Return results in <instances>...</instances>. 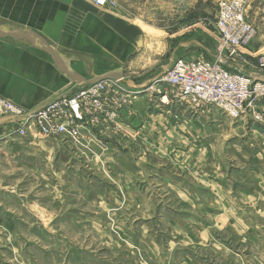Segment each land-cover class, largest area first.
I'll return each instance as SVG.
<instances>
[{"label": "rangeland", "instance_id": "rangeland-1", "mask_svg": "<svg viewBox=\"0 0 264 264\" xmlns=\"http://www.w3.org/2000/svg\"><path fill=\"white\" fill-rule=\"evenodd\" d=\"M82 1L134 30L132 68L114 117L77 137L0 138V264H264V0H244L255 33L236 53L218 50L221 0ZM177 58L263 86L237 116L173 101L151 81Z\"/></svg>", "mask_w": 264, "mask_h": 264}, {"label": "crops", "instance_id": "crops-1", "mask_svg": "<svg viewBox=\"0 0 264 264\" xmlns=\"http://www.w3.org/2000/svg\"><path fill=\"white\" fill-rule=\"evenodd\" d=\"M89 6L82 0H0V28L34 31L57 50L61 65L75 71L81 79H93L118 69L123 77H128L132 68L129 58L135 49L127 36L131 29L121 24L117 16L101 14L98 19L92 13L86 14ZM76 18L82 19L81 28L70 35L67 23ZM3 34L0 35L2 96L25 109H33L82 84L72 81L62 66L40 48V41ZM151 76L147 75V79ZM15 120L0 117V138H7V134L18 129Z\"/></svg>", "mask_w": 264, "mask_h": 264}, {"label": "built area", "instance_id": "built-area-1", "mask_svg": "<svg viewBox=\"0 0 264 264\" xmlns=\"http://www.w3.org/2000/svg\"><path fill=\"white\" fill-rule=\"evenodd\" d=\"M92 2L97 5L109 4V0ZM244 3V0L219 1L213 23L218 36V50L227 49L236 53L252 40L255 30L244 16ZM259 62L264 66V56ZM221 63V58L213 62L177 58L153 77L152 88L157 94L168 88L173 101L189 103L193 107L209 106L237 116L245 99L261 84L251 85L250 77L232 72ZM121 82L120 79L111 78L81 84L33 109H25L0 94V117L16 119V131L21 135L34 132L42 137L59 134L77 137V130L87 123L88 115H92L96 121L101 117H114L115 103L124 91ZM130 92L133 95L126 94V97L132 100L134 94L141 90ZM108 101L112 103L111 111L107 109Z\"/></svg>", "mask_w": 264, "mask_h": 264}, {"label": "water", "instance_id": "water-1", "mask_svg": "<svg viewBox=\"0 0 264 264\" xmlns=\"http://www.w3.org/2000/svg\"><path fill=\"white\" fill-rule=\"evenodd\" d=\"M1 33H4L3 35L15 39H28L29 41L30 39H35L37 41H40V46H41L40 48L46 51V53H48L49 55H51L52 59L55 61L56 64L61 65V57L60 54L57 52V50L54 49L49 43H47L43 38L38 36L34 31L30 29H17V28L3 30L0 28V35ZM62 70L72 79V81H74L77 84L93 83L101 79H111V78L120 79L122 82L124 81L126 82V80L123 77L122 71L119 69L116 71H108L102 75L94 77L93 79H83V78L81 79V77L75 71L68 68L66 65L62 66Z\"/></svg>", "mask_w": 264, "mask_h": 264}]
</instances>
